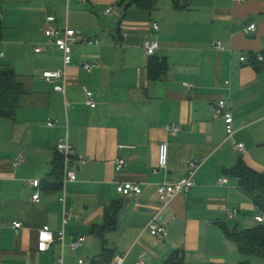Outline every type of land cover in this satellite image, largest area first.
Listing matches in <instances>:
<instances>
[{
    "label": "crops",
    "instance_id": "crops-1",
    "mask_svg": "<svg viewBox=\"0 0 264 264\" xmlns=\"http://www.w3.org/2000/svg\"><path fill=\"white\" fill-rule=\"evenodd\" d=\"M114 5L117 15L107 16ZM49 17L57 27L100 40L98 46L84 41L74 46L65 94L55 91L60 83L43 78L64 67L63 54L47 45ZM0 20L3 27L6 22L0 72L15 71L27 91L15 120H0V264H60L62 257L66 264L100 262L103 244L92 230L116 206L122 208L119 225L107 236L112 264L125 256L123 264H165L176 254L183 255L184 264H252L226 231L264 225V215L226 172L243 159L264 174V60L258 58L264 59V0H158L152 11L134 0H0ZM251 23L258 30L246 36ZM149 38L159 40L158 58L168 66L159 81L149 77L151 58L144 49ZM217 41L226 52L212 48ZM39 44L46 46L44 53L36 52ZM90 62L98 63L92 74L83 69ZM86 89L95 94L96 109L85 105ZM223 100L234 115L233 141L245 144V155L235 150L224 119L215 115ZM51 121L57 127L50 128ZM168 125H179L181 132L169 135ZM67 137L88 161L78 181L66 186L73 219L64 226L63 188L51 191L46 184L57 143ZM163 143L170 146L169 167L155 174ZM19 154L26 159L21 166L15 162ZM201 158L207 162L196 186L172 203L169 236L163 242L153 238L146 228L161 210L158 185L179 182L190 162ZM119 159L128 164L120 172ZM30 180L42 181L39 202L33 201ZM124 183L139 185L142 194L122 196L117 189ZM230 210L238 211L234 219ZM14 223L22 224L17 232ZM45 226L56 241L40 253L38 237ZM77 238L86 243L73 250Z\"/></svg>",
    "mask_w": 264,
    "mask_h": 264
},
{
    "label": "built area",
    "instance_id": "built-area-1",
    "mask_svg": "<svg viewBox=\"0 0 264 264\" xmlns=\"http://www.w3.org/2000/svg\"><path fill=\"white\" fill-rule=\"evenodd\" d=\"M81 3H86L88 0H78ZM118 5H114L109 10H107L106 15L113 17L117 15ZM55 18H48V26L45 30V36L47 37V45L53 46L58 49L63 54V63L64 67L58 71H49L45 72L43 78L47 82H56L60 83L55 86V91L65 94L67 88V70L72 63V53L74 46L78 45L80 42L84 41L88 45H100V40H90L85 37L81 31L71 29L70 27L60 28L54 25ZM154 31L158 32L160 27L154 25ZM257 25L254 23L249 24L245 29L246 36H252L257 32ZM212 48L219 52H226V46L221 42L217 41L212 44ZM144 49L149 58H154L158 56V51L160 49V42L157 38H149L144 44ZM46 51V46L43 44L36 45L37 53H44ZM1 57H4V54H1ZM260 61H263V56L258 55ZM242 62L246 61V58L241 59ZM98 68V63L90 62L83 65V69L86 73L92 74ZM187 88L190 91H193L195 86L193 84H187ZM86 100L85 105L91 109H96L98 104L95 100V94L90 90H85ZM216 117L223 118L226 123V132L229 140L233 141L235 130H234V115L231 107L227 101H220L215 109ZM50 128L57 127V124L53 121L48 123ZM166 131L171 136H177L181 132V127L179 125H168ZM235 150L242 155L247 153L245 144L234 142ZM56 151L58 155L63 158L64 162V176H63V197L60 199V203L63 205V223L66 226L72 219V212L69 211L66 207L67 196H66V186L68 184L76 183L78 181V171L79 169L87 163V158L79 156L77 154L76 148L72 145L69 140V137L59 140L56 146ZM170 159V146L168 143H163L159 148V157H158V167L154 171L155 174L160 171H167L169 167ZM17 166H21L26 163L25 156L19 154L15 160ZM207 158H201L199 160H193L190 162L186 176L179 182H172L166 180L157 187L159 202L161 204V210L151 219L148 223L146 231L157 240L163 242L166 241L169 236L167 223L170 220L175 219V215L172 214L171 206L173 201L182 194L190 192L196 186V176L200 169L206 164ZM116 170L118 172L125 170L128 167V164L125 160L119 159L115 162ZM221 183H224L221 180ZM27 185L36 190L35 195L33 196V201H40V190L42 188V181L40 180H30L27 182ZM118 193L122 196L130 197L134 195H141L142 189L139 185L132 183H124L118 186ZM238 215L237 210L228 211V217L234 219ZM264 223V216L260 219ZM14 230L17 232L22 228L21 223H14ZM63 246L65 244V234L64 232L60 238ZM55 237L49 226H45L39 233L38 237V252L45 253L49 251L52 245L55 243ZM86 243L85 238H77L71 244L73 250H79ZM126 259L125 257L119 258L115 264H123ZM60 264H66L64 257L60 258ZM78 264H87L84 260H79ZM142 264V263H138Z\"/></svg>",
    "mask_w": 264,
    "mask_h": 264
},
{
    "label": "trees",
    "instance_id": "trees-1",
    "mask_svg": "<svg viewBox=\"0 0 264 264\" xmlns=\"http://www.w3.org/2000/svg\"><path fill=\"white\" fill-rule=\"evenodd\" d=\"M158 0H134V4L147 11L154 10ZM4 27L0 20V41L3 39ZM149 64V77L152 81H159L166 76L168 66L165 60L157 57L151 58ZM256 61V59H255ZM255 64H258L256 61ZM26 87L13 70H3L0 72V120L13 121L16 118L20 97L26 93ZM239 183V188L247 196L255 207L264 215V174L250 168L243 159L238 165L226 172ZM64 162L63 158L57 154L53 164V172L50 176L51 183L46 186L51 191H61L63 188ZM121 209L119 207L108 208L105 212L104 224L92 230L93 234L101 240L103 244L102 258L95 264H112L113 251L108 247L107 236L113 233L120 219ZM228 240L236 244L241 255L247 257H257L264 261V225L244 232L226 231ZM165 264H184L182 254L172 256ZM241 264H250L244 262Z\"/></svg>",
    "mask_w": 264,
    "mask_h": 264
},
{
    "label": "rangeland",
    "instance_id": "rangeland-1",
    "mask_svg": "<svg viewBox=\"0 0 264 264\" xmlns=\"http://www.w3.org/2000/svg\"><path fill=\"white\" fill-rule=\"evenodd\" d=\"M4 28H5V34H6V22L4 24ZM5 39H6V37H5ZM4 44H6V40L3 42L2 46H4ZM250 261L252 264H264V261L262 259L257 258V257H250Z\"/></svg>",
    "mask_w": 264,
    "mask_h": 264
}]
</instances>
